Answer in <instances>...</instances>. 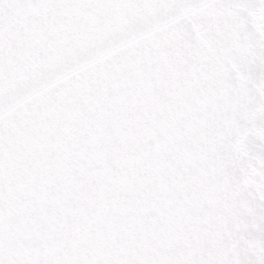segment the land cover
<instances>
[{
    "label": "snow or ice",
    "instance_id": "6c2138e0",
    "mask_svg": "<svg viewBox=\"0 0 264 264\" xmlns=\"http://www.w3.org/2000/svg\"><path fill=\"white\" fill-rule=\"evenodd\" d=\"M0 264H264V0H0Z\"/></svg>",
    "mask_w": 264,
    "mask_h": 264
}]
</instances>
